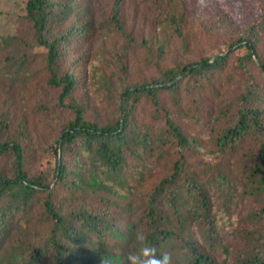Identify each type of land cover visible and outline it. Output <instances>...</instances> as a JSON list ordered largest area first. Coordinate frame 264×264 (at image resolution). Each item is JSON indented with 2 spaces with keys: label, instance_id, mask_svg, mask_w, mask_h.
<instances>
[{
  "label": "trees",
  "instance_id": "obj_1",
  "mask_svg": "<svg viewBox=\"0 0 264 264\" xmlns=\"http://www.w3.org/2000/svg\"><path fill=\"white\" fill-rule=\"evenodd\" d=\"M94 1L21 0L0 35V264H127L137 232L264 264V2L240 25L148 0L134 36Z\"/></svg>",
  "mask_w": 264,
  "mask_h": 264
},
{
  "label": "rangeland",
  "instance_id": "obj_2",
  "mask_svg": "<svg viewBox=\"0 0 264 264\" xmlns=\"http://www.w3.org/2000/svg\"><path fill=\"white\" fill-rule=\"evenodd\" d=\"M187 3L192 4L196 9L204 15L207 19L215 14V12L222 10L229 14L234 21L240 25L250 21L251 17L257 12L259 5L263 4L264 0H186ZM21 0H0V35H4L13 26V16L19 11V4ZM108 0H95L93 2L94 16L99 18L101 10L106 12V3ZM151 5L148 0H125V15L127 19L128 29L136 36L139 32L145 35L148 29L152 26ZM13 16L10 18V15ZM155 26V25H154ZM10 27V29H9ZM46 163V160L44 161ZM219 211H221L219 209ZM221 217V216H220ZM225 213H222V218ZM222 232V231H221ZM221 234V233H220ZM224 236V234L222 235ZM240 237L228 236L226 245L233 249L238 247ZM218 254L223 258V256ZM229 259V258H228Z\"/></svg>",
  "mask_w": 264,
  "mask_h": 264
},
{
  "label": "clouds",
  "instance_id": "obj_3",
  "mask_svg": "<svg viewBox=\"0 0 264 264\" xmlns=\"http://www.w3.org/2000/svg\"><path fill=\"white\" fill-rule=\"evenodd\" d=\"M135 239L139 248L137 252L128 254L127 264H173L170 253L164 252L157 255L156 247L147 243V236L144 232H137Z\"/></svg>",
  "mask_w": 264,
  "mask_h": 264
}]
</instances>
